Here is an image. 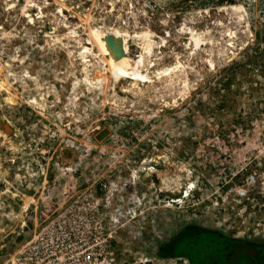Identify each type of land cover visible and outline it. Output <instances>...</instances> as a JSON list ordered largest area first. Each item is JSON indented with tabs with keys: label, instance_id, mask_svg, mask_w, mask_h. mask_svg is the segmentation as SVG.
Returning <instances> with one entry per match:
<instances>
[{
	"label": "rangeland",
	"instance_id": "1",
	"mask_svg": "<svg viewBox=\"0 0 264 264\" xmlns=\"http://www.w3.org/2000/svg\"><path fill=\"white\" fill-rule=\"evenodd\" d=\"M211 235L264 245V0H0V264Z\"/></svg>",
	"mask_w": 264,
	"mask_h": 264
},
{
	"label": "flooded vegetation",
	"instance_id": "2",
	"mask_svg": "<svg viewBox=\"0 0 264 264\" xmlns=\"http://www.w3.org/2000/svg\"><path fill=\"white\" fill-rule=\"evenodd\" d=\"M185 244L191 264H264V245L254 239L211 235Z\"/></svg>",
	"mask_w": 264,
	"mask_h": 264
},
{
	"label": "trees",
	"instance_id": "3",
	"mask_svg": "<svg viewBox=\"0 0 264 264\" xmlns=\"http://www.w3.org/2000/svg\"><path fill=\"white\" fill-rule=\"evenodd\" d=\"M219 3H224V2H228V3H232L233 0H216Z\"/></svg>",
	"mask_w": 264,
	"mask_h": 264
},
{
	"label": "water",
	"instance_id": "4",
	"mask_svg": "<svg viewBox=\"0 0 264 264\" xmlns=\"http://www.w3.org/2000/svg\"><path fill=\"white\" fill-rule=\"evenodd\" d=\"M112 36L111 35H108V39H107V41H108V44H110L111 45V43H112Z\"/></svg>",
	"mask_w": 264,
	"mask_h": 264
},
{
	"label": "bare ground",
	"instance_id": "5",
	"mask_svg": "<svg viewBox=\"0 0 264 264\" xmlns=\"http://www.w3.org/2000/svg\"><path fill=\"white\" fill-rule=\"evenodd\" d=\"M109 61H111V60H109Z\"/></svg>",
	"mask_w": 264,
	"mask_h": 264
}]
</instances>
